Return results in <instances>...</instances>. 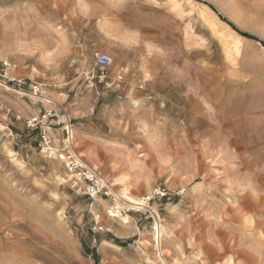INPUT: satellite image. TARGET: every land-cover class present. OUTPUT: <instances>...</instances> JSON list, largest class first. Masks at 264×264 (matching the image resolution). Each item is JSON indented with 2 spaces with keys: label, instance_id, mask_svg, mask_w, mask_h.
<instances>
[{
  "label": "rangeland",
  "instance_id": "374dc122",
  "mask_svg": "<svg viewBox=\"0 0 264 264\" xmlns=\"http://www.w3.org/2000/svg\"><path fill=\"white\" fill-rule=\"evenodd\" d=\"M173 1L0 0V264H264V0Z\"/></svg>",
  "mask_w": 264,
  "mask_h": 264
},
{
  "label": "built area",
  "instance_id": "2783aa9c",
  "mask_svg": "<svg viewBox=\"0 0 264 264\" xmlns=\"http://www.w3.org/2000/svg\"><path fill=\"white\" fill-rule=\"evenodd\" d=\"M260 44V43H259ZM261 45V44H260ZM262 46V45H261ZM263 48V46H262ZM111 64V59L104 54H98L96 65L97 67L104 69ZM25 81L23 79L17 78H9V77H0V87L3 88H11L17 92H23L22 88L25 86ZM36 89V88H35ZM25 93V92H24ZM60 118H64L65 120L58 122L57 125L63 126V130L67 133L66 129V121L68 120L65 112L62 111L59 107L53 105L49 109H44L39 116L33 120V127L39 130V145L43 147L48 144L49 138V125L48 121L50 120H59ZM70 121V120H69ZM71 122V121H70ZM81 159V158H80ZM68 169L72 173H76L78 171L81 180L83 181V193L87 197L94 199L97 196H107L108 195V185L107 182L99 175L97 172H90L89 168L82 164H76L75 158L73 155L69 153L68 155ZM82 161V160H81ZM160 196H163L164 193H157ZM94 232L98 231L96 227L92 228Z\"/></svg>",
  "mask_w": 264,
  "mask_h": 264
},
{
  "label": "bare ground",
  "instance_id": "6f19581e",
  "mask_svg": "<svg viewBox=\"0 0 264 264\" xmlns=\"http://www.w3.org/2000/svg\"><path fill=\"white\" fill-rule=\"evenodd\" d=\"M171 1V0H170ZM173 1V0H172ZM175 2L176 1H173V3L175 4ZM203 8H204V6H203ZM202 8V9H203ZM207 11V10H206ZM210 13H212L213 14V12L212 11H210ZM221 23V22H220ZM222 25H223V27H226V29H228L229 31H230V33H232L233 34V39L235 40V42H239V41H241L243 38L242 37H240V36H238L236 33H234L232 30H230L229 28H228V26H226L225 24H223V23H221ZM23 94H24V92H22ZM33 94V93H32ZM26 95V94H25ZM34 95V94H33ZM27 96V95H26ZM35 96V95H34ZM71 127H72V125L70 124V123H68V121H67V125H66V129H67V139L65 140V143H67V144H69V145H71V143H72V140H73V132H72V130H71ZM66 144V145H67ZM72 155H73V158H75V161H76V164H80L81 162H82V164L83 165H85L87 168H89V173L88 174H90V172H95L96 170L95 169H93L92 167H90L86 162H84V161H81V159H80V157L79 156H77L75 153H71ZM48 155V154H47ZM51 155L52 156H54V155H56V154H54V152L53 153H51ZM64 159L62 156H60L59 157V159ZM65 160V159H64ZM67 162H68V160H66ZM69 166V165H68ZM62 180V179H61ZM117 195V197H118V199L121 201V202H123L124 204H127V205H129V207H131V209L132 208H134V209H141V210H144L146 207H145V204L141 201V199L140 200H137V199H135V198H133L131 195H129V193H128V190H127V186H124L123 187V191L122 192H120V193H118V194H116ZM99 201L98 200H96V203H98ZM145 202V201H144ZM146 203V202H145ZM123 207V205H119V204H117V209L118 210H120L121 208ZM118 213V212H117ZM123 220H125L124 218H123ZM151 232H152V240L151 241H153L154 242V245H155V247H154V249L156 248V250H157V261L158 262H160V263H162V264H166V262H165V260L163 259V255H162V253H161V249H160V243H161V239H162V237H164V236H166V235H168V231H167V229L166 228H164V227H162L161 225H160V217L157 215V214H153V223H152V228H151ZM152 245H153V243H152ZM153 245V246H154ZM150 261V260H149ZM151 262V261H150ZM154 264V263H153Z\"/></svg>",
  "mask_w": 264,
  "mask_h": 264
},
{
  "label": "trees",
  "instance_id": "16d2710c",
  "mask_svg": "<svg viewBox=\"0 0 264 264\" xmlns=\"http://www.w3.org/2000/svg\"><path fill=\"white\" fill-rule=\"evenodd\" d=\"M255 41L259 42L263 46V48H264V43L262 41H260L259 39H255Z\"/></svg>",
  "mask_w": 264,
  "mask_h": 264
}]
</instances>
